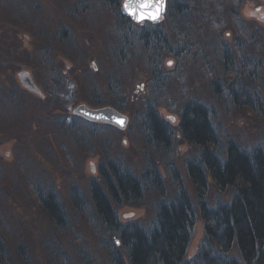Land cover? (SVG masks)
Segmentation results:
<instances>
[{
    "label": "rangeland",
    "instance_id": "obj_1",
    "mask_svg": "<svg viewBox=\"0 0 264 264\" xmlns=\"http://www.w3.org/2000/svg\"><path fill=\"white\" fill-rule=\"evenodd\" d=\"M122 3L0 0V264H83L87 258L109 264L92 209L71 205L72 187L89 199V180L99 179L105 159L127 165L138 177L152 164L166 198L176 190L168 174L174 167L194 205L185 162L197 149L178 130L180 108L189 100L213 109L220 139L248 149L264 136V110L238 108L225 92L219 97L212 89L213 82L222 88L243 82L264 107V0H165L157 23L133 22ZM181 3L187 9L181 11ZM145 22L156 25L170 48L145 47L141 34L155 31ZM224 52L233 67L222 64ZM22 74L40 96L23 87ZM150 99L173 129L166 150L144 141L141 121ZM79 106L110 108L127 123L120 129L89 122L74 113ZM48 189L64 205L63 230L39 206L40 191ZM230 192H219L207 177L210 204L227 201ZM157 197L146 193L135 204L115 207L119 221L146 224ZM194 211L185 260L195 256L203 236Z\"/></svg>",
    "mask_w": 264,
    "mask_h": 264
},
{
    "label": "trees",
    "instance_id": "obj_2",
    "mask_svg": "<svg viewBox=\"0 0 264 264\" xmlns=\"http://www.w3.org/2000/svg\"><path fill=\"white\" fill-rule=\"evenodd\" d=\"M181 5V11L187 9L186 4ZM151 26L155 28L153 35L141 32L145 47L153 43L154 50L170 48L167 37L157 32L156 25ZM221 60L224 66L233 67L228 52ZM212 89L219 97L225 92L238 108L254 113L264 110L261 98L243 82L230 83L226 88L213 82ZM212 116L213 109L198 100L185 102L179 111V133L197 149L185 162L194 205L174 167L168 171L176 182L171 198L163 195L161 177L152 164L138 177L130 167L111 159L99 166L98 180H89V199L80 189L71 188L73 208L92 209L95 235L97 232L109 264H264V136L253 147L244 149L231 139L218 137ZM141 127L146 146L164 150L170 147L173 129L160 119L152 99L145 103ZM207 177L219 192L231 191L227 201L210 204ZM43 192L39 206L57 229H65L68 223L64 205L53 189ZM146 193L158 194L152 220L146 224L121 223L114 208L135 204ZM194 207L199 212L203 236L195 256L185 260L195 226ZM85 261L83 264H93L89 258Z\"/></svg>",
    "mask_w": 264,
    "mask_h": 264
},
{
    "label": "water",
    "instance_id": "obj_3",
    "mask_svg": "<svg viewBox=\"0 0 264 264\" xmlns=\"http://www.w3.org/2000/svg\"><path fill=\"white\" fill-rule=\"evenodd\" d=\"M142 2H144V0H123L122 13L127 15L133 22L141 23V21L137 20L136 16L129 14V9H126L124 7V5L126 3L129 4V8L135 9L137 14H139V12L141 11V9L139 8V5ZM164 9H165V0H164ZM163 12H164V10L161 13L160 19L162 18ZM159 20L152 21L150 19L145 18L142 22L149 21V22L157 23ZM20 81H21L24 88H26L29 91H32L36 94H39L37 87L33 84V82L31 81V79L29 78V76L27 74L20 75ZM76 113L79 116H81V117H83L86 120H89L91 122L105 123V124L112 125L114 127L120 128V129L124 128L126 123H127V118L124 115H122L119 112L112 110L110 108L91 110V109L86 108L85 106H80L76 110ZM118 120H123L124 124L123 125L118 124L117 123Z\"/></svg>",
    "mask_w": 264,
    "mask_h": 264
},
{
    "label": "snow or ice",
    "instance_id": "obj_4",
    "mask_svg": "<svg viewBox=\"0 0 264 264\" xmlns=\"http://www.w3.org/2000/svg\"><path fill=\"white\" fill-rule=\"evenodd\" d=\"M124 7L129 9V14L136 16L138 21L142 22L145 18L157 21L160 19L161 13L164 10V0H144V2L139 5V8L141 9L139 14H137L135 9H130L129 4L127 3ZM117 123L123 125L124 121L118 120Z\"/></svg>",
    "mask_w": 264,
    "mask_h": 264
},
{
    "label": "bare ground",
    "instance_id": "obj_5",
    "mask_svg": "<svg viewBox=\"0 0 264 264\" xmlns=\"http://www.w3.org/2000/svg\"><path fill=\"white\" fill-rule=\"evenodd\" d=\"M30 78V77H29ZM31 79V78H30ZM26 89V88H25ZM28 90V89H27ZM29 91V90H28ZM29 92H32V91H29ZM32 93H34V92H32ZM34 94H36V93H34ZM37 95V94H36ZM40 96V95H39ZM80 107V106H79ZM79 107H77L75 110H74V113L75 114H77L76 113V110L79 108ZM77 116H79L78 114H77ZM81 117V116H80ZM83 119H85V118H83ZM86 120V119H85ZM87 121H89V120H87ZM89 122H91V121H89Z\"/></svg>",
    "mask_w": 264,
    "mask_h": 264
},
{
    "label": "flooded vegetation",
    "instance_id": "obj_6",
    "mask_svg": "<svg viewBox=\"0 0 264 264\" xmlns=\"http://www.w3.org/2000/svg\"><path fill=\"white\" fill-rule=\"evenodd\" d=\"M38 95H40V93Z\"/></svg>",
    "mask_w": 264,
    "mask_h": 264
}]
</instances>
